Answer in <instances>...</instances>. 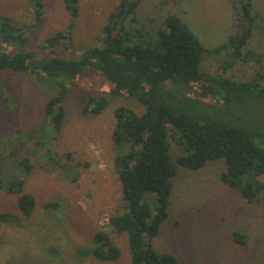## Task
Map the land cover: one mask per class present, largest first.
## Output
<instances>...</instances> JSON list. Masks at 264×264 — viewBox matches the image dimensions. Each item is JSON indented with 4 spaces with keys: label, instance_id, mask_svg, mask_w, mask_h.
<instances>
[{
    "label": "rangeland",
    "instance_id": "rangeland-1",
    "mask_svg": "<svg viewBox=\"0 0 264 264\" xmlns=\"http://www.w3.org/2000/svg\"><path fill=\"white\" fill-rule=\"evenodd\" d=\"M33 1L0 0V16L27 24L26 36L31 40L27 51L40 52L47 38L72 26L74 47L62 46L60 52L75 60L102 45L109 17L120 3L80 0L74 18L66 0H42L44 12L37 23ZM254 11L259 17L244 58L233 64V48L210 54L201 72L217 80L264 84V0H254ZM170 15L187 23L207 49L226 43L240 31L234 0H142L137 11L139 24L155 33ZM226 64L233 65L224 73ZM1 81L6 91L0 97V212L17 215L23 227L0 223V264H132L128 235L118 234L110 225L112 217L125 212L113 133L117 108L142 115L145 107L133 98L108 96L109 105L102 113L85 115L90 92L73 81L68 84L66 118L57 131L46 115L48 101L57 94L54 84L14 71L2 72ZM255 105L242 112L253 111L256 119L243 117L244 121H263L264 101ZM218 106L226 108L224 101ZM171 144L178 158L181 150L176 140L171 139ZM225 168L221 160L198 171L180 169L170 220L152 240L158 251L176 255L180 264H264V195L253 202L244 199L221 181ZM18 181H24V192L37 200L29 219L19 209L21 194L14 185ZM146 202L156 210L155 195H148ZM51 203L57 205L55 210L47 208ZM100 231L108 233L121 250L117 262L78 257L80 249L94 247ZM235 232L248 238L246 246L237 243Z\"/></svg>",
    "mask_w": 264,
    "mask_h": 264
},
{
    "label": "trees",
    "instance_id": "trees-1",
    "mask_svg": "<svg viewBox=\"0 0 264 264\" xmlns=\"http://www.w3.org/2000/svg\"><path fill=\"white\" fill-rule=\"evenodd\" d=\"M141 1L120 0L109 17L102 45L92 47L79 60L60 52L62 46L74 47L72 26L47 38L40 52L27 51L31 43L26 36L27 24L0 16V97L6 91L1 81L5 71L33 74L46 84H54L57 94L48 101L46 115L57 131L66 118L68 84L73 81L90 92L85 115L102 113L109 105L108 96L133 98L143 105L146 111L142 115L127 107L116 110L113 137L125 212L112 217L110 225L118 234L128 235L132 264H180L176 255L158 251L152 244L170 220L174 180L180 169L198 171L209 162L222 160L226 165L220 175L223 183L249 202L264 195V119L248 123L243 117L255 120V114L242 112L264 101V84L217 80L201 72L208 55H219L229 48L234 49L233 64L242 60L259 14L254 11V0H234L240 31L226 43L207 49L176 15L168 16L156 33L141 26L137 16ZM79 2L66 0L74 18L79 14ZM33 3L38 23L44 5L42 0ZM233 64H226L224 73ZM93 92L103 94L95 96ZM222 101L226 108L220 109ZM171 139L181 150L178 158L172 153ZM26 167H32L28 160ZM14 185L21 194L19 209L29 219L37 200L24 192V181ZM148 195L156 196L155 211L146 202ZM48 207L55 210L57 205ZM0 223L23 227L21 218L11 213L0 212ZM233 237L242 246L248 244L240 232ZM77 255L111 263L117 262L122 252L108 233L100 231L94 237V247L80 249Z\"/></svg>",
    "mask_w": 264,
    "mask_h": 264
}]
</instances>
